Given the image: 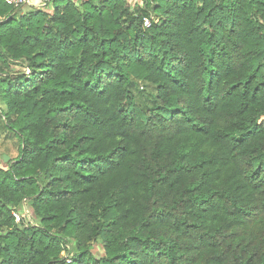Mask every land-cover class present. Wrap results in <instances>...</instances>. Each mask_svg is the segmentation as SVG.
Wrapping results in <instances>:
<instances>
[{
  "label": "trees",
  "instance_id": "16d2710c",
  "mask_svg": "<svg viewBox=\"0 0 264 264\" xmlns=\"http://www.w3.org/2000/svg\"><path fill=\"white\" fill-rule=\"evenodd\" d=\"M76 1L0 0V264H264V0Z\"/></svg>",
  "mask_w": 264,
  "mask_h": 264
},
{
  "label": "rangeland",
  "instance_id": "374dc122",
  "mask_svg": "<svg viewBox=\"0 0 264 264\" xmlns=\"http://www.w3.org/2000/svg\"><path fill=\"white\" fill-rule=\"evenodd\" d=\"M78 3H80V0H78ZM23 9L26 10L25 7ZM52 9H53V2L52 0H49L46 6H43L42 8H36L34 10L51 12ZM10 70L11 72L25 71V68L23 65L14 63L10 66ZM144 88L148 89L147 86H144ZM4 109H5L4 104L0 103V167L7 168L8 164L11 161H14L19 154L20 141H19V137L16 135V131H12L11 129L5 126L1 114V110ZM4 156L7 157L6 161L3 158ZM92 251L97 257H100L104 254L99 239L93 242Z\"/></svg>",
  "mask_w": 264,
  "mask_h": 264
},
{
  "label": "built area",
  "instance_id": "2783aa9c",
  "mask_svg": "<svg viewBox=\"0 0 264 264\" xmlns=\"http://www.w3.org/2000/svg\"><path fill=\"white\" fill-rule=\"evenodd\" d=\"M9 5L14 7H22V6H29L32 9L42 8L46 6L49 0H5ZM77 2V1H76ZM133 3L142 4V0H135ZM151 24V20L148 17L143 18V26L149 27ZM15 221H23L26 225L27 224H34V220L32 218L31 211L26 203L25 200L22 201L20 207L17 210H13L12 212ZM69 249V246H67ZM61 255L65 259L66 262L71 261V253L68 250H63Z\"/></svg>",
  "mask_w": 264,
  "mask_h": 264
},
{
  "label": "water",
  "instance_id": "95a60500",
  "mask_svg": "<svg viewBox=\"0 0 264 264\" xmlns=\"http://www.w3.org/2000/svg\"><path fill=\"white\" fill-rule=\"evenodd\" d=\"M3 158H4L5 161L7 160V157L4 156Z\"/></svg>",
  "mask_w": 264,
  "mask_h": 264
},
{
  "label": "crops",
  "instance_id": "0c3cea01",
  "mask_svg": "<svg viewBox=\"0 0 264 264\" xmlns=\"http://www.w3.org/2000/svg\"><path fill=\"white\" fill-rule=\"evenodd\" d=\"M77 1H78V0H77ZM131 1L135 2V0H131Z\"/></svg>",
  "mask_w": 264,
  "mask_h": 264
}]
</instances>
